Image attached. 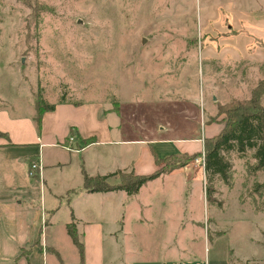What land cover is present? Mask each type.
<instances>
[{
	"label": "rangeland",
	"instance_id": "374dc122",
	"mask_svg": "<svg viewBox=\"0 0 264 264\" xmlns=\"http://www.w3.org/2000/svg\"><path fill=\"white\" fill-rule=\"evenodd\" d=\"M259 3L0 0V110L25 116L37 98L98 102L111 109V137L169 138L152 144L164 155L180 151L173 138L198 135L203 149L206 125L223 115L216 106L264 77ZM202 156L189 162L193 176L176 169L122 199L104 264H264V189L252 190L264 168L252 174L251 151L230 152V182L213 176L207 196Z\"/></svg>",
	"mask_w": 264,
	"mask_h": 264
},
{
	"label": "crops",
	"instance_id": "0c3cea01",
	"mask_svg": "<svg viewBox=\"0 0 264 264\" xmlns=\"http://www.w3.org/2000/svg\"><path fill=\"white\" fill-rule=\"evenodd\" d=\"M258 8L264 13L262 4L255 5ZM35 100L25 116L14 117L0 110V131L6 132L0 139V264H104L105 241L116 242L113 214L124 204L122 199L132 201L142 187L162 181L176 169L193 176L194 168L187 162L144 182L134 193L122 189L87 191L82 186V170L92 176L110 174L108 177L117 180L118 170L151 172L155 156L199 150L203 155L199 137H175L180 151L160 155L152 144L169 138L111 137L112 125L105 114L111 109L102 107L101 114L98 102L68 100L50 102L53 108L42 111L37 129ZM222 125L218 121L207 124L210 127L201 136L214 134L209 129L217 132ZM91 137L93 141H88ZM35 160L39 174L30 177L26 168ZM144 161L146 170L140 167ZM142 205L150 203L146 200ZM262 209L258 208L261 215ZM71 219L82 253L66 230ZM259 230L256 241L261 255L257 258L264 262V226Z\"/></svg>",
	"mask_w": 264,
	"mask_h": 264
},
{
	"label": "trees",
	"instance_id": "16d2710c",
	"mask_svg": "<svg viewBox=\"0 0 264 264\" xmlns=\"http://www.w3.org/2000/svg\"><path fill=\"white\" fill-rule=\"evenodd\" d=\"M250 95L243 98H230L227 102L219 103L217 114H223L220 122H223L220 130L203 138V167L207 181L205 185L206 195L212 190L209 180L217 175L223 182L229 183L231 175V163L229 153L234 152L239 157L244 156L247 150L251 151L252 163H245L247 171L254 174L264 168V77L258 78L250 90ZM53 103L45 102L41 98L35 100V120L39 126L43 110L53 108ZM4 137L6 132H1ZM89 138L88 141H93ZM193 152H170L168 155L155 156L156 166L153 171L147 173H135L132 169L118 170V180L108 182L106 179L110 174L88 175L83 171L82 186L87 191H108L111 189H122L127 193L137 192L140 186L164 172L185 165L200 154ZM264 189V181H254L252 190L255 192ZM72 241L82 253L83 246L75 231L74 221L71 219L66 224Z\"/></svg>",
	"mask_w": 264,
	"mask_h": 264
},
{
	"label": "built area",
	"instance_id": "2783aa9c",
	"mask_svg": "<svg viewBox=\"0 0 264 264\" xmlns=\"http://www.w3.org/2000/svg\"><path fill=\"white\" fill-rule=\"evenodd\" d=\"M69 139L72 138V136L68 137ZM39 162L37 160L29 162L27 168H26V173L30 177H35L36 175L39 174Z\"/></svg>",
	"mask_w": 264,
	"mask_h": 264
}]
</instances>
